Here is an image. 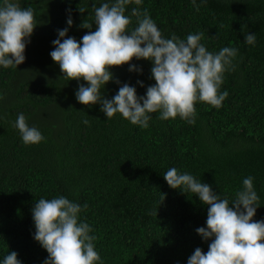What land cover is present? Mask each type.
<instances>
[{
    "label": "trees",
    "instance_id": "obj_1",
    "mask_svg": "<svg viewBox=\"0 0 264 264\" xmlns=\"http://www.w3.org/2000/svg\"><path fill=\"white\" fill-rule=\"evenodd\" d=\"M15 2L31 8L38 24L24 62L0 66V264L11 251L21 264H43L48 253L33 238L32 208L41 198L59 196L81 206L78 223L89 224L96 237V264H187L195 248L207 252L211 242L195 231L206 227L208 205L168 186L163 175L173 167L209 184L230 206L243 180L253 177L259 206L252 219L264 220V0H196L199 11L192 0H142L139 10L147 9L164 38L203 33L200 43L213 54L223 47L238 50L219 89L228 92L220 108L197 101L194 124L150 113L147 128L119 113L106 118L99 103H79L75 92L86 82L65 80L49 55L69 16L67 36L79 42L95 31L94 24L81 27L94 23L93 4L114 0ZM133 7L125 11L129 32L137 26ZM247 33H255L254 46L244 42ZM130 63L142 71H129V64L110 68L113 80L101 89L104 98L124 83L143 96L155 83L151 61ZM20 113L43 135L38 144H23L13 126Z\"/></svg>",
    "mask_w": 264,
    "mask_h": 264
},
{
    "label": "clouds",
    "instance_id": "obj_2",
    "mask_svg": "<svg viewBox=\"0 0 264 264\" xmlns=\"http://www.w3.org/2000/svg\"><path fill=\"white\" fill-rule=\"evenodd\" d=\"M142 0H114L103 3L95 9L94 23H83L89 31L78 42L67 36L73 21L69 16V27L57 30L55 46L49 53L59 65L61 76L69 80L81 79L75 92L76 100L91 107L99 103L100 111L111 119L119 113L133 125L147 128L150 113L159 112V119H180L195 123L197 101L220 108L228 92H220L224 73L229 70L238 50L223 47L218 53L209 52L200 43L203 33L189 34L181 40L174 34L170 39L162 36L151 19L147 9L142 12ZM136 17L137 26L129 32L131 17L125 15L126 6ZM193 7L199 11L196 0ZM84 13V8H78ZM38 23L31 8H21L15 0H3L0 6V66L17 68L25 60L26 44ZM67 36V38H65ZM61 38L63 40L61 41ZM244 42L255 45V33L244 35ZM133 58L152 62L153 85L147 87L143 96L136 88L122 84L111 99L104 98L101 89L113 80L110 68L129 64V71L140 72L131 64ZM119 84V80H115ZM143 86L142 81H137ZM3 97L0 96V99ZM83 123L88 124V120ZM25 145L38 144L44 137L41 132L26 123L23 113L17 116L13 125ZM172 189L196 194L200 202L208 205L206 227L196 228L202 239L209 240L207 252L200 247L187 260V264H264V220L253 221L259 197L253 188V177L243 180V188L235 194L229 205L227 198L221 199L209 184L198 182L188 173L178 174L170 168L163 175ZM164 199L161 200V202ZM160 202V203H161ZM87 205H84L86 208ZM81 206L64 196L39 199L32 208L35 232L33 238L48 253L43 264H96L100 256L94 247L95 236L86 222L78 223ZM152 214L156 215L157 211ZM17 252H9L2 264H21Z\"/></svg>",
    "mask_w": 264,
    "mask_h": 264
}]
</instances>
